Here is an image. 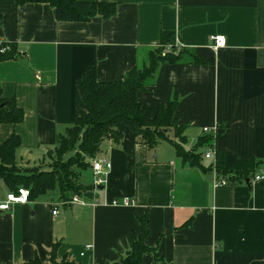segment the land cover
Wrapping results in <instances>:
<instances>
[{"label": "crops", "instance_id": "1", "mask_svg": "<svg viewBox=\"0 0 264 264\" xmlns=\"http://www.w3.org/2000/svg\"><path fill=\"white\" fill-rule=\"evenodd\" d=\"M82 1L113 2L116 12L64 22L47 3L0 0V42L16 51L0 62V87L24 112L19 123H0V144L18 135V165L43 161L74 123L83 107L77 83L92 63L98 81L123 79L147 62L162 31L172 33L168 47L213 62L185 57L160 64L152 83L138 91L139 102L154 109L175 101L176 124L189 144L212 135L204 127H217L216 149L264 160V0ZM214 35L226 39L216 52L210 47ZM99 157L111 167L102 185L83 193L94 205H60L57 194H47L0 211V264L36 255L48 263L56 242L58 258L118 261L145 215V243L157 247L165 264H264V161L262 178L219 185L213 170L183 164L170 142L148 149L129 129L120 144L104 140ZM202 163L212 161L202 157ZM7 192L1 185L0 200ZM124 198L132 204L111 202ZM142 261L162 264L151 253Z\"/></svg>", "mask_w": 264, "mask_h": 264}, {"label": "trees", "instance_id": "2", "mask_svg": "<svg viewBox=\"0 0 264 264\" xmlns=\"http://www.w3.org/2000/svg\"><path fill=\"white\" fill-rule=\"evenodd\" d=\"M16 3H47L54 8L56 19L64 22L88 21L97 16L109 18L116 12V4L106 1L16 0ZM171 36V32L162 31L160 43L150 49L147 62L127 71L123 79L98 81L96 67L92 63L77 83L83 107L79 108L74 123L58 137L56 145L47 150L43 161L30 167L18 165L16 151L20 139L15 133L1 143L0 180L8 191L26 188L30 201L54 191L58 202H68L72 196L92 189V182L84 184L81 175L91 168V160L100 153L103 141L107 139L120 144L128 129L134 133L136 141L148 149L156 148L162 140L170 142L176 157L183 164L199 167L204 171L214 170L227 183L250 184L257 174H262L260 164L264 160H242L215 147V164L205 166L202 163V149L213 147L211 143L216 136L200 137L192 147L185 149L188 139L183 136L184 127L178 126L175 119L177 103L171 101L168 105L159 104L153 109L139 102L138 91L147 89L152 83L160 64L178 63L185 57L196 64L213 62V59H204L186 50L168 47ZM3 46H8L9 49L0 51V62L14 58L16 53L14 45L0 42V50ZM23 118V110L17 106L14 98H4L0 87V123L16 124ZM171 127L174 128V139L167 136L166 130ZM139 223L140 231L138 235L133 233L131 247L118 261L105 264H143L142 257L145 253H151L156 262L165 264L157 247H150L145 243L148 234L147 215L139 218ZM58 247L59 243L52 244L48 263H43L36 255L29 261L17 264H79L66 255L58 258Z\"/></svg>", "mask_w": 264, "mask_h": 264}, {"label": "built area", "instance_id": "3", "mask_svg": "<svg viewBox=\"0 0 264 264\" xmlns=\"http://www.w3.org/2000/svg\"><path fill=\"white\" fill-rule=\"evenodd\" d=\"M226 46V39L223 35H214L211 37V45L210 47L214 52H216L218 49L223 48ZM9 49L8 46H3L1 48V52H5ZM216 130L217 127H214L213 129L204 127L203 132L205 133H211L213 137L216 136ZM203 157L205 159L211 160L212 164H215V150L213 147H206L203 151ZM111 163L106 157H99L91 160V169L93 172V180H92V188H96L104 183V179L102 175L106 174L107 171L110 169ZM214 167V166H213ZM214 171V170H213ZM215 173V172H214ZM216 175V174H215ZM217 176V175H216ZM263 176L261 174H257L254 179H260ZM227 181L222 177H218V181L215 182V184L224 185ZM84 193V192H83ZM83 193L81 195H74L68 202H58L60 205L62 204H79V205H86V204H95L96 200L93 199L92 201H89L87 198L83 196ZM29 191L26 188L19 187L17 191H8L5 194V197L3 200H0V211H5L10 208L11 205L17 204V203H27L29 202ZM113 205H131L132 201L124 198L122 201L113 200L111 201ZM53 214L57 213V208L54 207ZM86 249L89 248V246L85 247ZM83 253H81L82 255Z\"/></svg>", "mask_w": 264, "mask_h": 264}, {"label": "rangeland", "instance_id": "4", "mask_svg": "<svg viewBox=\"0 0 264 264\" xmlns=\"http://www.w3.org/2000/svg\"><path fill=\"white\" fill-rule=\"evenodd\" d=\"M167 136L168 137H170L171 139H174V138H176L175 137V132H174V128L173 127H171V128H168L167 130ZM160 142H164V140H162V141H160ZM165 145L166 146H168L169 144L168 143H166L165 142ZM193 145L190 143H187L186 145H185V149H189L190 147H192ZM169 147H170V145H169ZM208 160V159H207ZM46 161H48V158H46ZM208 163V162H207ZM34 163H32V165H33ZM44 167H46V166H44ZM93 178V175H92V173H91V170L89 169H87V170H85V171H83V173H82V175H81V181L84 183V184H88V183H91L92 182V179ZM1 185H3L2 184V181L0 180V188H1ZM56 191V190H55ZM48 195H51V194H56L54 191H49L48 193H47Z\"/></svg>", "mask_w": 264, "mask_h": 264}]
</instances>
